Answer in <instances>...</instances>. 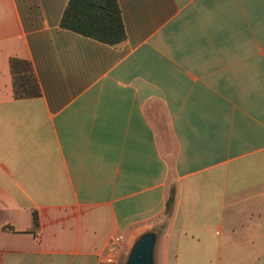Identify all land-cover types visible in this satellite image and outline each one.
Listing matches in <instances>:
<instances>
[{
    "label": "crops",
    "instance_id": "crops-1",
    "mask_svg": "<svg viewBox=\"0 0 264 264\" xmlns=\"http://www.w3.org/2000/svg\"><path fill=\"white\" fill-rule=\"evenodd\" d=\"M68 2L0 0L1 264H102L167 212L163 264H264V0H118L119 48Z\"/></svg>",
    "mask_w": 264,
    "mask_h": 264
},
{
    "label": "trees",
    "instance_id": "trees-1",
    "mask_svg": "<svg viewBox=\"0 0 264 264\" xmlns=\"http://www.w3.org/2000/svg\"><path fill=\"white\" fill-rule=\"evenodd\" d=\"M60 27L115 48H119L127 40L118 0H69ZM9 64L14 97L16 99L41 97V88L32 64L19 58H11ZM169 206L170 200L167 210ZM34 223L38 226L36 213Z\"/></svg>",
    "mask_w": 264,
    "mask_h": 264
},
{
    "label": "water",
    "instance_id": "water-1",
    "mask_svg": "<svg viewBox=\"0 0 264 264\" xmlns=\"http://www.w3.org/2000/svg\"><path fill=\"white\" fill-rule=\"evenodd\" d=\"M157 230L140 233L133 240L122 264H158L157 249L160 240Z\"/></svg>",
    "mask_w": 264,
    "mask_h": 264
},
{
    "label": "built area",
    "instance_id": "built-area-1",
    "mask_svg": "<svg viewBox=\"0 0 264 264\" xmlns=\"http://www.w3.org/2000/svg\"><path fill=\"white\" fill-rule=\"evenodd\" d=\"M124 244L125 238L123 235H116L111 238V240L100 255L102 264H122L125 256Z\"/></svg>",
    "mask_w": 264,
    "mask_h": 264
},
{
    "label": "rangeland",
    "instance_id": "rangeland-1",
    "mask_svg": "<svg viewBox=\"0 0 264 264\" xmlns=\"http://www.w3.org/2000/svg\"><path fill=\"white\" fill-rule=\"evenodd\" d=\"M168 212L166 214V216L163 218V229L166 228V226H168ZM162 228L158 227L157 231H159L160 235H161V241H159V245H158V249H157V260H158V264H163V261H162V250L164 251V248L166 246V242H167V237H168V233L165 232V235H164V230ZM125 238V244H124V253L126 255L127 251L129 250L131 244H132V239L131 238H128V237H124Z\"/></svg>",
    "mask_w": 264,
    "mask_h": 264
}]
</instances>
